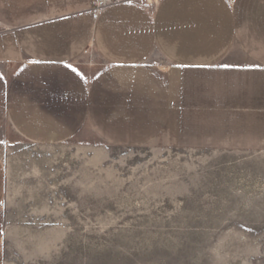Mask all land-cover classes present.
Here are the masks:
<instances>
[{
  "label": "crops",
  "instance_id": "0c3cea01",
  "mask_svg": "<svg viewBox=\"0 0 264 264\" xmlns=\"http://www.w3.org/2000/svg\"><path fill=\"white\" fill-rule=\"evenodd\" d=\"M95 1L0 0L2 141L264 154V0Z\"/></svg>",
  "mask_w": 264,
  "mask_h": 264
},
{
  "label": "rangeland",
  "instance_id": "374dc122",
  "mask_svg": "<svg viewBox=\"0 0 264 264\" xmlns=\"http://www.w3.org/2000/svg\"><path fill=\"white\" fill-rule=\"evenodd\" d=\"M7 140L2 264H264V154Z\"/></svg>",
  "mask_w": 264,
  "mask_h": 264
},
{
  "label": "built area",
  "instance_id": "2783aa9c",
  "mask_svg": "<svg viewBox=\"0 0 264 264\" xmlns=\"http://www.w3.org/2000/svg\"><path fill=\"white\" fill-rule=\"evenodd\" d=\"M121 0H96L94 3L95 9L100 10L103 9L113 3H118Z\"/></svg>",
  "mask_w": 264,
  "mask_h": 264
}]
</instances>
